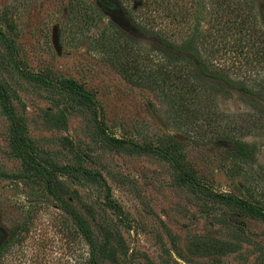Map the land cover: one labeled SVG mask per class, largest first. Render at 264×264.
Returning <instances> with one entry per match:
<instances>
[{"label":"rangeland","instance_id":"obj_1","mask_svg":"<svg viewBox=\"0 0 264 264\" xmlns=\"http://www.w3.org/2000/svg\"><path fill=\"white\" fill-rule=\"evenodd\" d=\"M253 1L264 25V0ZM159 11L144 0H0V264H88L63 204L98 264H264V216L217 195L264 209V131L238 136L250 149L238 158L203 117L169 109L163 45L144 29L168 22L149 23ZM217 104L246 109L238 94ZM15 125L49 181L18 154Z\"/></svg>","mask_w":264,"mask_h":264},{"label":"trees","instance_id":"obj_2","mask_svg":"<svg viewBox=\"0 0 264 264\" xmlns=\"http://www.w3.org/2000/svg\"><path fill=\"white\" fill-rule=\"evenodd\" d=\"M145 5L155 4L157 15L147 13L149 23L154 17L167 18L163 27L149 25L148 36L160 42V87L168 101V107L188 122L197 123L203 117L212 124V131L227 142L232 155L238 158L250 153L248 144L238 136L252 131H264V25L261 23L253 0H144ZM155 9V8H154ZM150 11V9H149ZM161 22V21H158ZM169 27V28H166ZM172 33L178 34L174 44ZM176 54L171 57V49ZM178 64V65H177ZM150 78V72L147 74ZM36 78H38L36 76ZM40 79V78H38ZM153 81V78L149 79ZM170 82V83H169ZM62 87L91 101L86 90L74 81H63ZM164 86H174L165 88ZM174 90L171 94L170 91ZM235 94L246 106L245 110L232 114L219 109L217 98L230 100ZM8 114L15 116L5 105ZM223 120V121H221ZM222 122L219 127L218 122ZM18 126L12 129V142L22 160L49 181L48 170L32 162L30 147L25 137L16 136ZM165 158L173 157L157 148ZM189 177V176H187ZM189 179H194L189 177ZM234 200L246 211L264 216V209L248 200L217 194ZM89 245L88 264H98L93 238L76 214L65 204ZM0 254L7 240L0 227Z\"/></svg>","mask_w":264,"mask_h":264},{"label":"water","instance_id":"obj_3","mask_svg":"<svg viewBox=\"0 0 264 264\" xmlns=\"http://www.w3.org/2000/svg\"><path fill=\"white\" fill-rule=\"evenodd\" d=\"M52 42L56 50H59V43H58V37H57V29L56 27L53 28L52 30Z\"/></svg>","mask_w":264,"mask_h":264}]
</instances>
